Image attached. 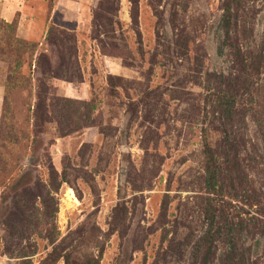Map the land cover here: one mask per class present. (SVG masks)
Returning <instances> with one entry per match:
<instances>
[{"label":"rangeland","instance_id":"374dc122","mask_svg":"<svg viewBox=\"0 0 264 264\" xmlns=\"http://www.w3.org/2000/svg\"><path fill=\"white\" fill-rule=\"evenodd\" d=\"M0 23L36 44L8 82L0 41V264H264V0H0Z\"/></svg>","mask_w":264,"mask_h":264},{"label":"trees","instance_id":"16d2710c","mask_svg":"<svg viewBox=\"0 0 264 264\" xmlns=\"http://www.w3.org/2000/svg\"><path fill=\"white\" fill-rule=\"evenodd\" d=\"M12 25L13 24H8V23H0L1 29H3L4 31H0V41H1V45H3V47H5L7 50L12 47L15 49L16 51V57L17 59L14 62V65H11L9 67L10 72L7 75V81L9 82V80H13L14 78H17L16 76L20 73V60L19 58L22 56V54L24 52H28L29 53V57L31 58L32 61V57L34 55V52L36 50V44L30 43V42H26L25 40L19 39L17 36H15L14 31H12ZM11 30V31H9ZM3 49L0 48V52ZM45 58L44 55H41L40 57H38V60ZM6 81V82H7ZM6 86V83H5ZM40 99H42L41 97H39ZM207 154L210 157V159H213L212 157V153H211V149L209 147H207ZM21 181V180H20ZM20 181H18L17 183H20ZM65 182V181H63Z\"/></svg>","mask_w":264,"mask_h":264}]
</instances>
